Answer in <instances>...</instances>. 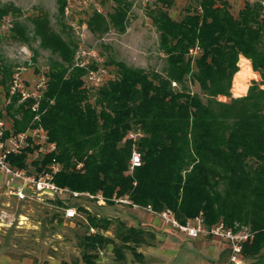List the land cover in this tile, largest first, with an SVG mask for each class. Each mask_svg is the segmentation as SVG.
<instances>
[{"label": "trees", "instance_id": "trees-1", "mask_svg": "<svg viewBox=\"0 0 264 264\" xmlns=\"http://www.w3.org/2000/svg\"><path fill=\"white\" fill-rule=\"evenodd\" d=\"M194 1L181 20L169 13L175 0H156L158 6L149 12L166 56L163 73L110 59L115 75L99 85L86 80L98 64L77 66L78 45L53 29L47 13L32 18L41 48L59 58L50 62L39 108L40 124L57 150L33 164L37 171L59 165L57 185L101 194L108 207L125 205L115 198H128L157 213L170 210L181 224L202 217L208 227H248L254 238L243 245V255L252 264H264V6L245 0L235 15L230 0ZM104 2L113 4L112 11L94 10L87 21L90 32L125 33L131 1ZM67 6L68 0H59L61 16ZM15 12L11 5L0 6V23ZM12 31L14 38L29 41L18 22ZM240 56L251 61L261 81H254L246 96L234 98ZM11 76L2 68L0 84L10 98L7 134H17L33 125L34 101L20 103L18 96H10ZM188 78L202 94L186 89ZM220 96L231 100L219 101ZM130 134L139 135L135 143ZM134 149L141 165L131 171ZM31 152L13 156V164L26 167ZM77 209L88 222L79 243L83 264H97L100 252L110 246L120 260L125 259L123 249L141 259L138 248L147 243L142 227L119 221L114 237L108 236L112 219Z\"/></svg>", "mask_w": 264, "mask_h": 264}, {"label": "rangeland", "instance_id": "rangeland-1", "mask_svg": "<svg viewBox=\"0 0 264 264\" xmlns=\"http://www.w3.org/2000/svg\"><path fill=\"white\" fill-rule=\"evenodd\" d=\"M130 1L132 7L126 32L119 33L111 29L100 36L90 32L87 21L94 10L104 14L111 12V2L68 0L65 15L61 16L59 0H0V6L11 5L17 9L0 23V75L2 68L13 73L16 67H23L26 85L31 87L39 82L41 76L46 75L52 60H59L57 55L41 48L33 32L32 18L44 13L49 15L57 33L78 45L77 59L86 61L88 65L95 62L107 69L105 79L115 75L116 69L108 64L110 59L143 68L149 73H163L167 67L166 56L159 48V33L149 16L150 10L158 4L156 0L146 3ZM230 1L235 15L246 2ZM195 4L194 0H175L169 13L174 19L181 20L186 9ZM15 22L28 35V42L13 37ZM258 79L254 81L260 82L261 77ZM254 81L249 83V88ZM186 89L202 94L199 85L193 83L191 78L187 80ZM218 100L229 102L231 99L220 96ZM8 101L7 90L0 84V105L5 109ZM5 118L11 125L7 114ZM3 190L0 187V259L8 257L12 264H83L79 243L88 230L84 212L78 211L79 217L67 220L63 204L21 202L5 197ZM67 202L69 206L86 207L93 215L112 219L113 226L106 232L108 236L114 237L119 221L127 227H148L154 231L147 232L151 235L147 243L155 247L151 252L145 250L147 257L138 251L142 255L139 259L132 251L123 249L125 259L120 260L113 246H110L100 252L97 264H220L227 258L224 242L210 236L186 239L179 231L167 226L158 215L145 209L136 210L126 204L99 206L88 199ZM147 215L156 220L155 224L147 222ZM117 243L121 244L119 240ZM252 263L248 261V264Z\"/></svg>", "mask_w": 264, "mask_h": 264}, {"label": "built area", "instance_id": "built-area-1", "mask_svg": "<svg viewBox=\"0 0 264 264\" xmlns=\"http://www.w3.org/2000/svg\"><path fill=\"white\" fill-rule=\"evenodd\" d=\"M149 2L150 0H135V2ZM259 1L264 6V0H249ZM198 50L192 51V54H197ZM76 65L81 67L88 66L86 61L77 59L75 56ZM24 68L16 67L11 76L9 84L10 96H18L19 102L23 103L33 100L31 109L35 112L33 125L20 133H10V124L6 121V111L0 105V185L4 189V195L9 198H15L21 202L31 203H49L62 201L63 211L67 220H72L79 217L76 207L69 206L68 200L88 199L95 201L99 206H105L106 200L101 194L91 195L90 193H82L71 191L68 188L60 187L55 182V175L59 172L60 166L53 164L42 171H37L34 167L33 160L44 155L51 154L57 150L55 142L50 140V136L46 129L40 124V102L45 90L47 89V77L41 76L37 84L28 87L24 76ZM107 69L98 66L97 69L90 70L86 76V80L92 85L102 84L105 80ZM264 90V85L262 86ZM10 101V98H9ZM5 103V105H9ZM139 138L138 134H130L129 139L134 143ZM26 167H20L13 164L11 158L20 156L27 151ZM141 165V154L134 149L129 162L130 170L133 171ZM115 202L131 205L133 209H145L152 214L158 215L162 221L169 227L185 234L189 238H198L201 236L213 237L221 242H224L227 250V258L220 264H248V260L243 255V245L251 242L254 238V233L248 227L226 228L223 224L208 227L204 224L202 217H197L194 220L181 224L170 210L157 213L151 206L141 208L133 204L128 198L114 199ZM94 233L95 230L91 229Z\"/></svg>", "mask_w": 264, "mask_h": 264}, {"label": "crops", "instance_id": "crops-1", "mask_svg": "<svg viewBox=\"0 0 264 264\" xmlns=\"http://www.w3.org/2000/svg\"><path fill=\"white\" fill-rule=\"evenodd\" d=\"M242 59H245V60H247L248 61V65H249V67H250V70H251V73H252V75H248V80H249V82L248 83H251V81H254V80H259L258 78H260V74L258 73V72H255L254 70H253V68H252V63H251V61L249 60V59H247V58H245L244 56H240V62L242 61ZM240 65V64H239ZM241 72V66H240V71L239 72H237L235 75H234V78H233V83H232V90H231V92H232V96L234 97V98H239V97H243V96H246L247 95V93H248V90H249V85H248V87H247V89L246 90H243V91H238V89H235V78H236V76H237V74H239ZM235 90H236V92H235ZM238 92V93H237ZM0 187H2L1 185H0ZM3 189V188H2ZM6 197V196H5ZM7 198H9V197H7ZM12 198V197H11ZM15 199V198H14ZM17 200V199H16ZM18 201V200H17ZM155 219H152L151 218V215H147V222H149V223H154L155 224ZM152 223V224H153ZM143 230L145 231V233H146V239H149V236H151V235H149L150 233H147V232H154L153 231V229H150V228H148V227H145V228H143ZM181 233V232H180ZM111 234V233H110ZM181 234H183V233H181ZM183 236L186 238V239H196V238H189V237H187L185 234H183ZM148 241V240H147ZM154 245L153 244H149V243H145V244H143V245H141V247H139L138 248V251L139 252H142V253H144L145 255H146V252H145V250L146 251H148V252H151L153 249H155V247H153ZM223 249H224V247H223ZM224 252H227V250L226 249H224ZM224 254H226V253H224ZM146 257H147V255H146ZM145 257V258H146ZM11 259L10 258H8V257H3V258H1L0 259V264H12L11 263V261H10Z\"/></svg>", "mask_w": 264, "mask_h": 264}, {"label": "bare ground", "instance_id": "bare-ground-1", "mask_svg": "<svg viewBox=\"0 0 264 264\" xmlns=\"http://www.w3.org/2000/svg\"><path fill=\"white\" fill-rule=\"evenodd\" d=\"M241 66V72L237 74L235 78V89H238V91L246 90L249 85L248 75H252L250 67L248 65V61L245 59H242L240 62ZM236 92V90H235ZM238 93V92H237Z\"/></svg>", "mask_w": 264, "mask_h": 264}]
</instances>
